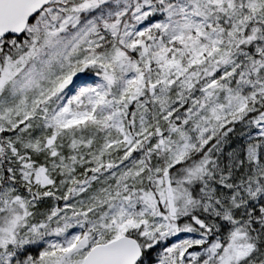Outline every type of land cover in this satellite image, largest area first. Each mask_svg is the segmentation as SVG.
<instances>
[{"label":"snow or ice","instance_id":"obj_1","mask_svg":"<svg viewBox=\"0 0 264 264\" xmlns=\"http://www.w3.org/2000/svg\"><path fill=\"white\" fill-rule=\"evenodd\" d=\"M0 264H264V0H0Z\"/></svg>","mask_w":264,"mask_h":264}]
</instances>
